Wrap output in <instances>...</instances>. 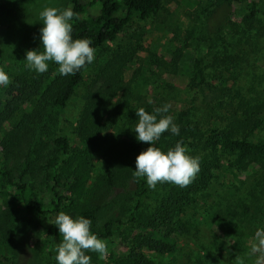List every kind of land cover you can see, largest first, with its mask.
I'll use <instances>...</instances> for the list:
<instances>
[{
    "label": "rangeland",
    "instance_id": "1",
    "mask_svg": "<svg viewBox=\"0 0 264 264\" xmlns=\"http://www.w3.org/2000/svg\"><path fill=\"white\" fill-rule=\"evenodd\" d=\"M79 1L84 6L81 17L99 13V5L93 4V0ZM45 6L64 9L72 7V3L71 0H0V67L9 75L11 83L22 71H33L25 67L26 52L43 51L40 39L43 24L39 12ZM118 15L125 17V10ZM240 15H244L240 12V5L231 0H168L160 13L152 18L143 20L132 16L115 41L95 52V60L84 71L82 83L66 107L58 111L55 124L45 132L43 152L52 157L55 152L53 140L58 137L68 139V152L65 155L54 153L57 154V169L62 178L56 190L64 193L74 182V174L61 173L66 168L64 161L71 160L72 168L78 161L86 164L91 182L86 185L82 199L89 197L94 190L91 196L93 203L106 204L98 227L111 217L128 219V213L135 206L139 179L130 178L125 184L115 186L102 185L100 190L95 184L99 177H107L109 170H115L111 167V158L136 161V157L130 154V145L137 139L134 128L138 123L136 111L139 108L152 113L158 107L170 105L166 115L173 116L178 126L188 124L189 119L193 121L201 130L203 140L213 130L222 127L220 117L224 106L219 104L222 90L214 87L213 82L195 86L199 82H192L193 64L195 59L200 60L204 71H213L210 52L216 44L215 33L229 19L238 21ZM11 83L8 87H0V111L5 106ZM16 103L20 109L0 127V170L9 169L11 172L10 176L0 173V213L5 208V193L14 192L9 180L13 183L18 180V165L26 161L25 142L15 148L16 156L8 155L2 144L24 113L32 112V107L26 103ZM258 137L264 140V130L257 133ZM192 143L186 145L190 152ZM46 162H42L43 167H48L45 172L33 179L26 177L28 186L38 193L46 214L25 213L22 205L12 208L16 216H36L39 226L31 232H18L19 244L11 264H57L55 249L62 236L52 222L60 211L75 218L73 207L61 205L59 212L54 211L57 199L53 182L47 177L52 169ZM255 170V165H251V174ZM217 176L208 200L210 205L223 189H232L231 184L245 185L240 181H245L246 175L238 174L231 167ZM161 188L162 184H157L155 189L150 188L144 202L145 209L156 206ZM206 212L208 208L203 206V201L202 205L199 202L195 207L187 208L181 219L186 221L189 218L192 225H189L190 233L175 232L176 253L151 258L160 264H235L236 257L240 256L247 259V264H253L256 257L247 255L254 237L250 235L252 232L249 234L248 230H243L245 232H238L239 236L231 233L230 238L226 227L204 224ZM258 228L255 226L253 230ZM160 231L157 234L162 235ZM132 233H140L136 225L116 228L112 237L102 239L108 244L107 258L100 259L97 253L88 252L91 264H112L121 259L132 247ZM223 238L226 243L221 244ZM213 255L218 262L211 259ZM0 264L6 263L0 260Z\"/></svg>",
    "mask_w": 264,
    "mask_h": 264
},
{
    "label": "trees",
    "instance_id": "2",
    "mask_svg": "<svg viewBox=\"0 0 264 264\" xmlns=\"http://www.w3.org/2000/svg\"><path fill=\"white\" fill-rule=\"evenodd\" d=\"M166 1L168 0H93V4L99 5V13L83 18L84 6L79 0H71L73 11L80 16V19L74 18L71 21L73 38L91 39V46L97 51L105 44L115 41L132 16L136 15L143 20L152 18L160 13ZM231 1L240 5V12L244 15H240L238 21L229 19L224 22L215 33L216 44L211 47L210 52V67L213 71H204L202 61L195 59L192 77V82H199L198 85L193 83L195 86L213 82L214 87L222 90L219 104L224 106L220 117L223 125L213 130L205 140L201 130L190 119L188 124L179 125V135L170 131L162 134L156 146L165 152L178 141H182L185 146L193 142L189 154L200 157V172L188 187L163 183L160 198L151 209H145L144 204L150 188L146 178H140L136 203L126 220L111 217L98 227L106 204L93 203L91 196L94 190L89 197L82 199L86 185L91 182L87 165L82 161H78L74 168L70 166L71 160L64 161L66 168L61 173L74 174V182L64 193L56 190L62 178L57 169V154L54 153L61 152L65 155L68 152L70 145L67 138L58 137L53 140L55 152L52 157L43 152L45 132L51 124H55L58 111L66 107L82 83L84 71L90 64L75 75L61 76L57 71L58 65L49 62L48 72L38 74L24 70L14 77L7 90L5 106L0 111V127L20 109L16 101L32 107V112L24 113L18 125L2 141L4 149L11 156H16L15 148L25 142L26 161L18 165V180L14 183L9 180L14 192L5 193V208L0 213L1 261L12 263V255L19 244L18 232H31L39 226L36 216L27 217L25 214L19 217L14 215L12 208L22 205L25 213L46 214L38 193L26 181V177L33 179L47 170L48 167L42 165L44 160H47L46 163L52 169L47 177L53 182L54 197L57 199L54 202L55 212L60 211L61 205L73 207L75 218L84 216L90 219L91 231L100 239L112 237L116 228L128 224L136 225L140 230V233H132L129 252L112 264H160L151 256L175 254V232L180 230L190 233L189 225H192L189 218L183 221L181 216L187 208L195 207L199 202L202 205V201L203 206L208 208L204 224L223 229L226 227L230 238L232 234L239 236V233L245 232L243 230H248L249 234L252 232L250 235L254 236L256 230L253 227L264 228V140L257 138V133L264 130V0ZM121 10H125V17L118 15ZM15 95L18 97L16 100ZM149 146L136 139L130 145V154L137 157ZM110 164L115 170H109L107 177L97 179V190L102 185L125 184L128 179L134 178L136 161L111 158ZM253 164L256 170L251 174ZM228 167L238 174L246 175L245 181H240L245 185L239 187L237 183L231 184L232 189H223L216 199H212L210 205L208 200L212 196L214 180L218 179L219 173H225ZM0 173L11 175L9 169L4 172L0 170ZM159 231L162 235L157 234ZM221 242L226 243L224 238ZM242 258L247 264V259ZM211 259H215L214 255ZM215 261L218 262L217 259Z\"/></svg>",
    "mask_w": 264,
    "mask_h": 264
},
{
    "label": "clouds",
    "instance_id": "3",
    "mask_svg": "<svg viewBox=\"0 0 264 264\" xmlns=\"http://www.w3.org/2000/svg\"><path fill=\"white\" fill-rule=\"evenodd\" d=\"M39 18L43 24L40 29L43 51L28 50L26 68L43 74L48 71L49 62H54L58 65V73L68 76L75 75L94 62L96 50L91 46V39L73 38L71 21L74 18L80 19V16L71 6L64 9L45 6L39 12ZM10 83L9 75L0 67V87H8ZM169 108L170 105L166 104L156 108L153 113L147 112L143 107L136 111V138L150 146L136 157L133 176L137 180L146 178L151 189L163 183L188 187L200 172V157L190 155V150L182 141H178L166 152L156 146L162 134L167 131L179 135L180 129L174 123V117L166 115ZM52 224L58 227L62 236V241L55 249L57 264H91V256L86 254L88 252L97 253L100 259H106L109 255L107 242L91 231L90 219L84 216L73 218L60 211ZM247 255L256 257L253 264H264V228L255 232ZM235 264H245V260L237 256Z\"/></svg>",
    "mask_w": 264,
    "mask_h": 264
}]
</instances>
